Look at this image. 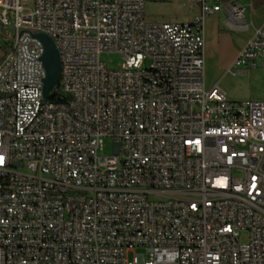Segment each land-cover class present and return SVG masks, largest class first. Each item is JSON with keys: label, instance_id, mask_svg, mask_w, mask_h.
<instances>
[{"label": "built area", "instance_id": "built-area-1", "mask_svg": "<svg viewBox=\"0 0 264 264\" xmlns=\"http://www.w3.org/2000/svg\"><path fill=\"white\" fill-rule=\"evenodd\" d=\"M198 1L182 24L145 0H0V264H264V100L204 82L203 20L245 29L244 8ZM39 34L64 102L43 98ZM258 66L264 26L230 68Z\"/></svg>", "mask_w": 264, "mask_h": 264}, {"label": "crops", "instance_id": "crops-1", "mask_svg": "<svg viewBox=\"0 0 264 264\" xmlns=\"http://www.w3.org/2000/svg\"><path fill=\"white\" fill-rule=\"evenodd\" d=\"M163 1L165 0H145V2ZM169 1H185L186 6L181 5L180 7H182V11L185 9L187 10L186 16H189L190 20L168 23L192 24L195 21L199 14L200 2L198 0ZM206 1L209 5L214 3L211 0ZM227 4H238L244 8L246 28L235 30L230 29L226 25V15L222 11L207 16L203 20L204 76L206 73L209 78V84L214 82V78H210V75H215L225 68H230L238 53L252 37L253 31L264 26L263 0H222L219 2V5H221L222 8H225ZM179 13L181 14V12ZM246 70L248 69H241L239 70V73L245 72Z\"/></svg>", "mask_w": 264, "mask_h": 264}, {"label": "rangeland", "instance_id": "rangeland-1", "mask_svg": "<svg viewBox=\"0 0 264 264\" xmlns=\"http://www.w3.org/2000/svg\"><path fill=\"white\" fill-rule=\"evenodd\" d=\"M181 5L186 6V2L169 0L163 2H145V20L149 23L184 22L190 20V17L186 16L187 10H181ZM179 12H181L182 15ZM11 35L10 29L3 31L0 28V57L4 55V50L10 43ZM101 61L104 62L110 70H117L123 64L121 58L117 54L102 55ZM210 78H214L212 84H209V78L205 73V88L211 89L215 85H218L226 94L227 99L231 102L249 103L264 100V69L260 66L256 69H248L241 73H239L238 69L225 68L215 75H210ZM111 146L112 140L105 138L103 140V149L100 155L110 156L112 154ZM132 258V253L127 255L128 261H131Z\"/></svg>", "mask_w": 264, "mask_h": 264}, {"label": "water", "instance_id": "water-1", "mask_svg": "<svg viewBox=\"0 0 264 264\" xmlns=\"http://www.w3.org/2000/svg\"><path fill=\"white\" fill-rule=\"evenodd\" d=\"M43 47L41 62L45 71L43 79V98L48 100L51 91L59 86L61 75V62L58 49L52 39L46 35L39 34L34 36Z\"/></svg>", "mask_w": 264, "mask_h": 264}, {"label": "trees", "instance_id": "trees-1", "mask_svg": "<svg viewBox=\"0 0 264 264\" xmlns=\"http://www.w3.org/2000/svg\"><path fill=\"white\" fill-rule=\"evenodd\" d=\"M50 101H59V102H64L66 101V97L63 96L60 93L59 87L53 89L50 94Z\"/></svg>", "mask_w": 264, "mask_h": 264}]
</instances>
